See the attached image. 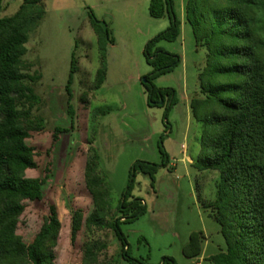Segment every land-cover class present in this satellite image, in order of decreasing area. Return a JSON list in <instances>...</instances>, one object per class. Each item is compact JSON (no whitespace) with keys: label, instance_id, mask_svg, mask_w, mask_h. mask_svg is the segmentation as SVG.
I'll use <instances>...</instances> for the list:
<instances>
[{"label":"rangeland","instance_id":"1","mask_svg":"<svg viewBox=\"0 0 264 264\" xmlns=\"http://www.w3.org/2000/svg\"><path fill=\"white\" fill-rule=\"evenodd\" d=\"M26 1L4 0L2 16L13 15ZM38 1L22 57L23 81L38 99L20 102L19 109L37 162L27 174L46 176V182L44 198L26 202L18 232L32 241L54 204L62 222L54 248L57 264H81L88 246L97 251L98 264H141L123 256L124 245L111 223L123 215L119 205L133 179V165L143 160L160 168L154 178L139 171L134 176L129 199L138 202L127 217L140 205L145 210L119 221L129 255L145 264H163L166 257L177 264H209L208 257L225 248L220 225L203 204L216 199L220 178L218 171H199L192 164L185 168V155L196 157L200 151L202 124L191 117L189 100L202 95L199 73L207 56L186 20L187 0H173L181 34L156 45L180 56L175 67L153 79L157 87L174 90L157 104L149 103L143 82L153 73L145 49L170 26L169 16L152 17L150 0ZM94 18L105 22L111 41H99ZM170 97H175L172 106ZM56 128L61 132L54 140ZM160 145L174 157L167 166ZM89 164L104 183L109 206L72 243L74 207L87 216L95 210L86 186ZM193 232H203V251L189 258L183 248Z\"/></svg>","mask_w":264,"mask_h":264},{"label":"trees","instance_id":"2","mask_svg":"<svg viewBox=\"0 0 264 264\" xmlns=\"http://www.w3.org/2000/svg\"><path fill=\"white\" fill-rule=\"evenodd\" d=\"M38 0H27L11 16H2L0 0V264H57L55 247L59 244L62 222L55 205L33 238L27 242L18 232L27 201L44 198V178L30 177L37 167L35 149L27 139L19 103L38 99L23 81L22 57L26 53L28 33L37 20ZM152 17L169 16L170 26L148 42L146 54L153 73L144 85L149 103L157 104L171 88L157 87L153 79L171 70L180 56L167 52L157 43L175 40L181 34V20L174 11L173 0H150ZM186 20L192 26L197 45L207 49L206 63L199 73L202 95L190 100L192 117L202 124L200 151L192 165L199 171L219 172L218 192L214 201H204L220 225L225 248L208 257L209 264H264V0H187ZM92 25L99 41L107 32L97 20ZM75 68H72L70 82ZM171 100V106L174 104ZM61 128H56L54 140ZM162 164L169 154L160 145ZM158 163L137 160L133 179L124 192L122 216L111 223L124 245L123 256L141 264L129 255L130 246L120 228V219L135 218L143 213L140 205L130 217L128 212L138 200L130 201L136 172L152 178ZM86 186L95 210L86 215L74 207L71 218V241L76 243L83 226L90 227L95 217H104L109 206L108 192L95 166L87 165ZM127 217V218H126ZM203 232H193L183 248L189 258L202 254ZM98 253L88 246L82 252L81 264H98ZM163 264H177L165 258Z\"/></svg>","mask_w":264,"mask_h":264},{"label":"crops","instance_id":"3","mask_svg":"<svg viewBox=\"0 0 264 264\" xmlns=\"http://www.w3.org/2000/svg\"><path fill=\"white\" fill-rule=\"evenodd\" d=\"M189 105H190V100H189ZM190 114H191V110H190ZM191 117H192V114H191ZM185 138H186V136H185ZM182 147L184 148V152H186V150H188V143H186L185 139L183 141V146ZM185 156H186V161H187V164L185 165V168H187L189 170L190 166H192L191 164L193 163V160H194L195 156H189L188 154H186ZM169 157H170V160L174 159V157H172L170 155H169ZM183 159H185V158H183ZM170 163H171V161H170ZM205 243L209 244V241L206 240Z\"/></svg>","mask_w":264,"mask_h":264},{"label":"water","instance_id":"4","mask_svg":"<svg viewBox=\"0 0 264 264\" xmlns=\"http://www.w3.org/2000/svg\"><path fill=\"white\" fill-rule=\"evenodd\" d=\"M102 25H104V27H105V31L107 32V28H106V24H105V22H102ZM143 82H147V79L144 78ZM161 103H163V100H162V99H161Z\"/></svg>","mask_w":264,"mask_h":264}]
</instances>
